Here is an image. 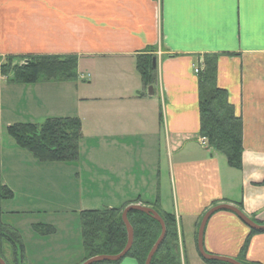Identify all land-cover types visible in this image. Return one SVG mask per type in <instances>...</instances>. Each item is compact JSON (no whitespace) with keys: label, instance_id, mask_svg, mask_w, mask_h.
Returning a JSON list of instances; mask_svg holds the SVG:
<instances>
[{"label":"crops","instance_id":"crops-1","mask_svg":"<svg viewBox=\"0 0 264 264\" xmlns=\"http://www.w3.org/2000/svg\"><path fill=\"white\" fill-rule=\"evenodd\" d=\"M145 53L156 57L152 95L135 66ZM208 53L218 54L217 85L242 122L241 168L199 140L194 69ZM31 54L77 55L78 77H0V176L13 191L1 209L30 217L5 221L20 234L22 264L81 263L80 222L72 246V221L52 218L60 211L155 203L176 218L185 264H206L197 234L212 206L234 205L264 221V0H0V57ZM65 116L82 122L71 162H39L6 131ZM249 231L234 212L217 210L203 248L235 259ZM246 260L264 264V232L251 236ZM118 264L139 263L124 257Z\"/></svg>","mask_w":264,"mask_h":264},{"label":"trees","instance_id":"trees-1","mask_svg":"<svg viewBox=\"0 0 264 264\" xmlns=\"http://www.w3.org/2000/svg\"><path fill=\"white\" fill-rule=\"evenodd\" d=\"M152 51L153 49H150V52ZM217 57V53L205 54L202 68L199 67L197 72L199 135L206 137L208 147L225 156L229 166L241 168L242 122L228 100L226 89L217 85ZM77 60V55L73 54L7 55L0 57V77L5 76L9 82L19 83L76 80ZM135 66L143 86H153L156 80V57L152 53L139 54L136 56ZM6 131L18 147L30 152L39 162H71L77 159L80 153L83 134L82 122L77 116L48 117L37 123H13ZM12 197L13 191L3 183L0 176V258L6 264H22L24 249L20 234L5 222V212L1 209V202ZM216 203L217 201L212 205ZM148 204L146 206L153 208L165 225L164 238L149 264H185L179 252L178 227L174 214L160 210L155 203ZM126 206L78 212L84 251L82 261L96 255L116 254L124 248L127 230L121 213ZM127 219L133 228V241L125 257H132L139 264H145L151 247L161 233L160 223L150 214L136 209L128 211ZM251 219L264 224V221L259 222L254 217ZM32 228L40 233L54 231V227L50 225H33ZM259 232L264 231L250 228L235 257L237 261L243 264H260L246 260L250 238ZM203 261L206 264H231L223 260ZM118 263L119 261H99L92 264Z\"/></svg>","mask_w":264,"mask_h":264},{"label":"water","instance_id":"water-1","mask_svg":"<svg viewBox=\"0 0 264 264\" xmlns=\"http://www.w3.org/2000/svg\"><path fill=\"white\" fill-rule=\"evenodd\" d=\"M154 65H155V58H153V66ZM147 91L150 95H152L153 94V87L149 86ZM132 209L140 210V211H143L147 214H150L154 219H156L160 223L161 233H160L159 237L157 238V240L155 241V243L153 244V246L151 247V249H150V251L146 257V260H145V264L150 263V260L153 256L154 252L158 249L160 243L162 242V240L164 238L165 225H164V222H163L162 218L160 217V215L153 208L146 206V205L139 204V203H133V204L127 205L121 213L122 220H123L125 227H126V230H127V242H126V245L124 246V248L119 253H116V254H105V255L103 254V255H96V256L89 257V258L85 259L84 261H82L80 264H92V263L99 262V261H120L126 256V253L128 252L129 248L131 247V244L133 241V228L127 219V213L129 210H132ZM222 209L234 212L249 228L259 230V231H264V224H259V223L254 222L252 219L247 217L236 206L226 204V203L214 205L204 213V215L202 216L201 221L199 223L198 234H197V248H198L199 254L203 259L223 260V261H227L231 264H243V263H240L239 261H237L236 259L231 258V257L219 256V255L208 253L203 248V230H204L205 224L207 222V219L209 218V216L212 213H214L217 210H222ZM0 264H6L2 258H0Z\"/></svg>","mask_w":264,"mask_h":264},{"label":"rangeland","instance_id":"rangeland-1","mask_svg":"<svg viewBox=\"0 0 264 264\" xmlns=\"http://www.w3.org/2000/svg\"><path fill=\"white\" fill-rule=\"evenodd\" d=\"M1 77L5 78V76H1ZM29 218L30 217L11 216V215L4 216L5 221H27ZM48 218L49 217H44L45 220H48ZM52 218H54L55 221H72L66 228L70 232L69 238H70L72 246H74L80 238L79 228H78L79 227V216L77 215V213H73L70 211H67V212L60 211L59 213H53ZM73 221H77V222L75 223ZM8 260L10 261V257H8Z\"/></svg>","mask_w":264,"mask_h":264},{"label":"built area","instance_id":"built-area-1","mask_svg":"<svg viewBox=\"0 0 264 264\" xmlns=\"http://www.w3.org/2000/svg\"><path fill=\"white\" fill-rule=\"evenodd\" d=\"M194 71L195 73L198 72V68H195ZM199 140L201 141L202 144H206V138L204 136H201Z\"/></svg>","mask_w":264,"mask_h":264}]
</instances>
